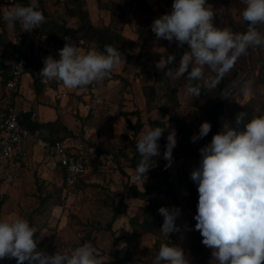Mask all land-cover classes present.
Segmentation results:
<instances>
[{"label":"rangeland","instance_id":"rangeland-1","mask_svg":"<svg viewBox=\"0 0 264 264\" xmlns=\"http://www.w3.org/2000/svg\"><path fill=\"white\" fill-rule=\"evenodd\" d=\"M85 1L94 25L110 26L112 30L120 33L126 39L138 41L141 29H151L153 22H150L147 13L139 8L135 0H129L128 6L124 7L125 19H122L115 5L119 0H113L114 4H111L109 0H101V6H99L98 0ZM147 1L159 15L171 11L166 7L165 0ZM30 2L32 3V0ZM36 2L39 8L42 6L45 11V23L64 24L72 28L78 26L77 19L71 18L67 14L68 0H36ZM206 3L211 5L214 10V26L230 28L231 23L235 26L247 25L241 15L242 12L232 0H206ZM106 7H112L111 11L105 10ZM5 10L6 6L0 4V33L2 28H5L9 36H12L13 27H9L8 22L3 18ZM260 32L264 33V26ZM26 33L34 37V30ZM153 35V41L145 43V45L150 50L155 63L160 59V55L172 54L175 55L176 61L169 67H175L182 54L190 50L187 44L178 48L177 42L163 39L157 41L154 33ZM68 41L77 44L81 54L87 53L90 49L99 51L95 44L81 40L79 35L70 37ZM23 47L27 49V46ZM62 48L51 51L52 54L40 50L37 52L38 62L44 65L43 60L49 55L59 59L58 50ZM256 48H259L257 52H249ZM15 58L17 55L14 56ZM259 60L264 61V46L250 47L248 53L240 58L239 65L244 75L236 80L235 86H240L251 76L252 65ZM112 71L121 74L127 84L123 86L122 83L115 81H110L107 84L93 82L83 88L68 89L58 82L57 90L47 89L45 94L38 99L35 98L31 89L29 75L22 77L17 96L0 84V107L14 103L17 111L26 110L38 113L40 120L44 122L59 118L72 131L75 138L87 139L99 157L97 165L89 169L83 185L75 189H67L63 185L62 172L51 166L55 164L56 159L50 158L37 145H32L29 149L26 167L14 165L0 173V199L5 198L6 201L2 208L0 221L11 222L16 217L26 219L31 225L30 227L39 231L34 238L38 239L37 250H43L48 254H55L57 251L62 254H71L75 249L73 246L80 242L84 233L90 231L92 227H98V230H94L92 235V237H96L97 264L102 261H112L117 255L123 258L127 252L133 253V258L128 264H152L161 244L169 239L184 249L190 264H209V261L196 258L192 254L191 240L193 238L200 240L202 236L199 231L195 230L194 216L198 203L197 187L190 186L188 183L181 188L171 189L166 198L168 207L176 206L181 210L179 216L181 230L179 232L171 233L168 237L165 234L162 236H132L133 227L130 218L142 219L143 203L129 196L125 188L126 185L136 184L143 190L145 189L144 185L151 186L159 183L162 178H154L155 169L152 168L145 177L144 185L134 179V172L130 170L127 158L132 156L128 140L131 131L123 113L137 110L145 123L152 119L167 120V117L160 111L167 103L164 97L166 88L165 84L156 83L153 77L149 79L138 77V72L133 66L125 67L121 63ZM213 73L205 66L207 82L214 77ZM168 79L171 86L178 88L181 113L186 117L195 134L198 133L197 121L193 117L196 108L192 105L187 91V81L184 78L168 77ZM148 84L155 86L156 100L147 106L143 88ZM251 85L252 80L246 83V90L237 93L236 101L243 103L250 98L254 91ZM93 86L96 92L91 91ZM130 120L134 123L136 117L131 116ZM168 124L171 128H175L172 123ZM171 128L168 130L170 131ZM148 130L149 127L146 125L141 135ZM175 130L177 132L176 128ZM176 138L177 145L173 149L174 160L171 167L167 168L171 181L190 175L200 159V155L186 153L185 144L180 135L177 134ZM153 159L158 162L157 168L167 164V161L163 159V154ZM48 193L55 196L57 199L55 203H59V205L54 206L50 202L43 208H39L40 199ZM121 200H123L121 209L124 214L114 224V234H112L104 228L112 217V203L117 204ZM115 237L120 239L117 244H115ZM1 261L5 264H16L15 259L5 258Z\"/></svg>","mask_w":264,"mask_h":264},{"label":"clouds","instance_id":"clouds-1","mask_svg":"<svg viewBox=\"0 0 264 264\" xmlns=\"http://www.w3.org/2000/svg\"><path fill=\"white\" fill-rule=\"evenodd\" d=\"M241 2L245 5L241 15L247 28L243 33H234L230 28L214 26L215 13L206 0H173L171 11L155 18L151 31L157 41H175L178 48L187 44L190 50L182 54L175 67H169L176 61L175 55H160L155 68L168 77L184 78L188 93L199 98V82L208 79L205 66L217 74V79L211 81L214 86L250 47L264 46V33L259 31L264 26V0ZM3 18L9 27L19 22L26 32L46 22L36 0L27 6L15 5ZM58 54L59 59L49 55L43 60L39 73L45 85L55 80L68 89L83 88L110 78L112 70L123 62L121 51L112 45H105L103 52L90 49L81 54L78 45L68 41ZM17 67L23 70L22 63ZM245 115H237V125ZM211 127L210 122H202L191 141L196 143L206 137ZM169 128L168 122L164 127H149L138 139L136 149L141 159L134 170L135 180L144 181L150 169L158 166L153 158L161 155L159 140L166 131L163 159L167 161L165 169L171 167L177 132ZM198 151L200 159L190 179L198 191L195 230L200 232L202 244L211 250L209 264H264V116L250 119L242 132L224 123L221 131ZM158 212L163 217V234L168 237L181 230L176 224L181 214L179 207L161 206ZM35 232L22 217L0 221V260L15 259L16 264H97L90 241L71 254H48L37 250ZM152 264L190 261L182 247L165 243Z\"/></svg>","mask_w":264,"mask_h":264},{"label":"trees","instance_id":"trees-1","mask_svg":"<svg viewBox=\"0 0 264 264\" xmlns=\"http://www.w3.org/2000/svg\"><path fill=\"white\" fill-rule=\"evenodd\" d=\"M111 4H114L113 0H109ZM129 0H119L116 3V7L120 12L122 19H125L124 7L128 6L127 2ZM137 1L139 8L147 13L149 16L150 22H153L155 18H158L160 15L157 10L148 3L147 0H135ZM234 5L242 12L245 8V5L241 0H232ZM121 2H125L122 4ZM173 0H165L166 7L171 10ZM30 0H13L12 4L6 6V12L10 11L15 5H29ZM99 6H101V0H98ZM1 4V2H0ZM105 10L111 11V8H104ZM40 11L45 15V11L42 6L39 8ZM67 14L69 17L77 19L78 26L76 28L68 27L67 25H58L54 23H44L38 28L34 29V37L29 36L20 26V23L17 22L12 28V36H9L5 28H2L0 33V84L7 90V84L13 79L14 71L17 68V63L19 60H22L25 63V71L22 75H29L31 77V89L34 93L36 99L42 97L47 89L57 90L59 83L57 81L51 80L47 85L42 83V77L40 75V70L44 65L40 64L37 59V55L40 50H44L47 54H52L51 51L64 47L67 40L74 36L79 35L81 40L88 41L96 45L100 52L104 51L105 45H112L113 47L119 48L122 53L123 64L126 66H133L137 70L138 77H143L146 79L154 78L156 83L165 84L166 93L164 97L167 101L166 106L161 108V113L167 117V120L162 119H152L148 123H145L139 113V111H130L124 112L123 117H125L128 128L131 131V136L129 140V148L131 150V157L128 158L129 168L134 172L135 168L140 162V155L136 149V144L140 138L141 133L143 132L146 125L148 127H164L167 122L172 123L177 129V134L181 136L182 141L185 144L186 153H191L193 155H200L199 149L209 143L212 139V136L219 131H221L224 123H228L233 129L237 131H244L245 124L252 119L253 117L264 116V61L259 60L252 65L251 76L248 77L244 83L240 86H235L236 80H239L244 74H242L241 67L239 65L241 55L235 61L233 68L226 73L222 78H219L218 83L214 86H211L212 80L217 79V74L214 72V77L207 82L200 81L201 84V94L199 98H194L190 94L192 100V105L196 108L193 112V117L197 121V129L199 131V126L202 122H210L212 127L209 134L203 139L199 140V143H193L191 137L195 134L192 126L187 121L186 117L181 113V102L178 97V88L171 86L168 77L155 68V62L152 59L150 50L147 49L145 43L152 42L154 35L151 29H141L138 37V41L126 39L118 32H115L111 29L110 26H96L92 23L90 19V14L86 7L85 0H68L67 2ZM46 16V15H45ZM127 22V21H126ZM263 26L259 27V31L262 30ZM246 26H235L233 23L230 24V29L234 33H243L246 31ZM84 42V41H82ZM81 42V43H82ZM84 44V43H83ZM23 46H27V49H24ZM259 49V48H258ZM258 49L250 50L257 52ZM248 53V50H247ZM17 55V58L14 59V56ZM22 77L20 78L16 91H12L14 96H17L19 87L22 83ZM252 80L251 88L254 89L253 94L250 98L244 101L243 103L236 101V95L242 90H246V83ZM110 81L120 82L125 86L127 84L126 79L119 73L112 71L110 78H106L102 82L107 84ZM187 85V82H186ZM95 86V85H94ZM93 86L92 90L95 91ZM235 87L233 91L230 92L228 97L225 95L228 91ZM91 89V87H89ZM147 106L151 105L156 100V88L153 84L145 85L143 88ZM96 94V93H95ZM222 103V104H221ZM15 108L14 103L6 104ZM5 105V106H6ZM222 106V111L224 118L222 119L219 113V107ZM3 107H0L2 109ZM245 113L243 122L237 125L236 118L239 113ZM32 111H18V118L20 125L23 128L28 129L33 139H31L29 144V149L32 145H36V140L43 139L50 141L52 143L62 142L65 140H82L87 144L88 147V157H87V171L85 175L80 179L76 187H81L84 182V178L89 172V169L97 165L99 162V157L95 153V149L89 144L87 139H80L79 137L75 138V135L69 130L59 118L54 121H35L32 120ZM131 116L136 117V121L132 123L130 120ZM37 135V138L34 136ZM167 131L159 140L160 153L163 154L165 151V145ZM45 152V151H44ZM46 153V152H45ZM48 156H51L47 153ZM121 167L120 163H118ZM18 165L26 167V160H18ZM58 165V164H56ZM154 178H162V181L159 183L153 184L151 186L144 185V181L140 180L145 186V189L141 190L138 185L131 184L126 185L129 196L132 199L140 200L142 205V214L141 220L136 217L130 218V223L133 227L132 236H142V235H154L162 236L163 233L160 231V228L163 224V217L159 214L158 209L161 206L168 207L166 203V198L170 194L171 189L181 188L185 184L190 186H196V184L190 179V175H186L179 180L171 181L169 179L168 169H165V166L155 167ZM123 171V169H121ZM63 175V185L64 184V171H61ZM63 190V189H62ZM62 190H60L62 193ZM198 192V191H197ZM57 199L52 193H48L40 199L39 208H43L48 203L52 202L53 205H59L55 203ZM5 198L0 199V218L2 213L3 205L5 204ZM121 204L123 200L119 203H112V217L111 220L106 224L105 230L114 234L113 226L114 224L123 216L124 211L121 209ZM171 208V207H169ZM178 226L181 225L180 217L176 220ZM31 226V225H30ZM98 230V227H92L90 231H86L81 237L80 242L73 246L77 248L84 244L85 242L90 241L95 249H97L96 237H92L93 231ZM39 231L34 233V238L38 235ZM115 244H117L120 239L115 237ZM173 244L175 241L172 239L166 240L163 244ZM192 254L196 258H202L205 261H210L211 259V250L202 244V238L200 240L192 239L191 240ZM133 258V253L127 252L123 258H120L118 255L112 261H102L99 264H128ZM0 264H5L0 260ZM27 264V262H25Z\"/></svg>","mask_w":264,"mask_h":264},{"label":"built area","instance_id":"built-area-1","mask_svg":"<svg viewBox=\"0 0 264 264\" xmlns=\"http://www.w3.org/2000/svg\"><path fill=\"white\" fill-rule=\"evenodd\" d=\"M0 2L7 6L12 4L13 0H0ZM21 63L23 70L17 67L13 79L7 84L8 89L12 91H16L18 82L25 71V63L22 60H19L17 65ZM32 120L39 121V114L33 112ZM37 135L34 137L37 138ZM31 139H33L31 132L20 125L16 108L6 105L0 109V173L10 166L18 165V160L27 159ZM36 145L49 153L50 158L56 159L55 164L51 166L64 171L65 187L75 189L87 171V144L82 140L52 143L38 138Z\"/></svg>","mask_w":264,"mask_h":264},{"label":"water","instance_id":"water-1","mask_svg":"<svg viewBox=\"0 0 264 264\" xmlns=\"http://www.w3.org/2000/svg\"><path fill=\"white\" fill-rule=\"evenodd\" d=\"M235 89V87H232L229 91H228V93L225 95V97H224V99L226 98V97H228V95L230 94V92L231 91H233ZM222 104V103H221ZM219 113H220V115H221V117H222V119L224 118V115H223V111H222V106L220 105V107H219Z\"/></svg>","mask_w":264,"mask_h":264},{"label":"crops","instance_id":"crops-1","mask_svg":"<svg viewBox=\"0 0 264 264\" xmlns=\"http://www.w3.org/2000/svg\"><path fill=\"white\" fill-rule=\"evenodd\" d=\"M31 149V148H30ZM53 169H55V170H59L58 168H53Z\"/></svg>","mask_w":264,"mask_h":264}]
</instances>
